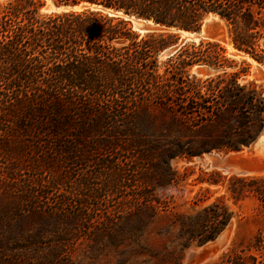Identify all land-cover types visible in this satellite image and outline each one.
<instances>
[{"label": "trees", "instance_id": "trees-1", "mask_svg": "<svg viewBox=\"0 0 264 264\" xmlns=\"http://www.w3.org/2000/svg\"><path fill=\"white\" fill-rule=\"evenodd\" d=\"M50 1L55 6H102L187 33L198 32L212 14L226 23L232 48L264 67V0ZM44 5L42 0L0 2V157L45 152L31 148L44 143L52 146L48 152L86 166L108 150L73 147L120 142L128 129L137 135L131 130L152 106L170 109L184 123L218 124L230 127V135H246L215 150L237 151L263 127V90L239 85L242 71L204 80L191 74L196 65L220 69L229 63L220 43L187 42L160 65V55L178 43L179 33L140 34L125 18L90 9L41 14ZM194 155L182 150L174 157ZM235 182L240 186L229 190L236 202L248 193L264 206V175L231 180ZM203 213L206 221L184 239V248L214 241L230 221L227 208L219 204ZM219 264H264V232Z\"/></svg>", "mask_w": 264, "mask_h": 264}, {"label": "rangeland", "instance_id": "rangeland-1", "mask_svg": "<svg viewBox=\"0 0 264 264\" xmlns=\"http://www.w3.org/2000/svg\"><path fill=\"white\" fill-rule=\"evenodd\" d=\"M42 1L41 14L53 13L46 8L53 9L54 4ZM210 16L200 30L206 36L204 22L216 23L223 28L222 39L200 37L188 42L220 43L229 63L209 77L197 73L206 65L192 67L191 74L204 80L242 71L237 83L263 90L264 95V67L243 53L236 55L226 23ZM129 17L122 18L131 25L133 18L145 20ZM185 34L180 33V38ZM167 58L161 54L159 64ZM255 65L262 68L259 73L254 72ZM136 124L131 131L137 135L128 129L120 142L73 147L108 150L92 155L94 160L86 166L48 152L52 146L44 143L31 148L45 152L0 157V264H219L233 250L246 247L258 231L264 232V206L248 193L236 202L229 190L240 186L231 183L233 179L264 173L236 175L231 172L236 168L222 160L245 149L264 125L248 145L226 152L212 147L234 145L246 135H230L226 132L230 127L218 124L184 123L170 109L154 106ZM182 150L195 155L174 157ZM102 162L110 168L98 166ZM29 166L39 170L35 174ZM213 204L230 214L222 230H227L226 242L220 247L211 241L184 248V239L195 235L206 221L203 210Z\"/></svg>", "mask_w": 264, "mask_h": 264}, {"label": "water", "instance_id": "water-1", "mask_svg": "<svg viewBox=\"0 0 264 264\" xmlns=\"http://www.w3.org/2000/svg\"><path fill=\"white\" fill-rule=\"evenodd\" d=\"M53 13H61V12H69V11H83V10H93L105 13L111 17H128L123 12L114 11L111 9L104 8L102 6L97 5H79V6H52ZM46 10H51V7H47ZM212 15V14H211ZM215 16V15H214ZM218 17V16H216ZM219 18V17H218ZM133 29H135L140 34L156 32V31H174L177 33H182L183 31H179L177 29H170L166 27H161L158 24H155L151 20H138L133 18ZM205 25V34L203 35V28L198 33H193L194 38L188 40V38H180L178 43L171 46L169 49L165 50L162 54L168 57L174 55L182 46H184L188 41H194L195 39L203 38H212L215 40H221L223 37L222 27L217 25L216 23H206ZM219 70L203 67L197 70L198 74H202L204 76H212L217 73ZM225 163V166H234L236 168L235 172L231 170L236 175L240 176H248V175H259L264 173V129L261 133L243 150L236 152L235 154H231L224 159H222ZM225 169V167H223ZM226 170V169H225ZM227 240V230L222 231L217 238L213 241L214 246H222Z\"/></svg>", "mask_w": 264, "mask_h": 264}, {"label": "bare ground", "instance_id": "bare-ground-1", "mask_svg": "<svg viewBox=\"0 0 264 264\" xmlns=\"http://www.w3.org/2000/svg\"><path fill=\"white\" fill-rule=\"evenodd\" d=\"M50 11H53V9H51ZM210 20H220L218 17H216V16H214V15H211L210 17ZM219 22V21H218ZM183 33H186L185 35H183V38H190V36H191V38H194V36L193 35H191L190 33H187V32H183ZM190 38V39H191ZM196 41H198V39H195ZM241 55L240 53H238V52H236V55ZM262 70V68L260 67V66H258V65H255V68H254V72L255 73H259L260 71Z\"/></svg>", "mask_w": 264, "mask_h": 264}]
</instances>
